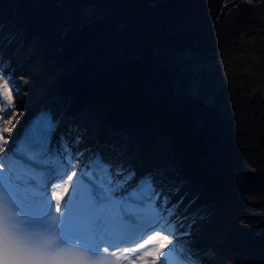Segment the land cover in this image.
<instances>
[{
    "label": "bare ground",
    "instance_id": "bare-ground-1",
    "mask_svg": "<svg viewBox=\"0 0 264 264\" xmlns=\"http://www.w3.org/2000/svg\"><path fill=\"white\" fill-rule=\"evenodd\" d=\"M24 4L28 5L26 2ZM18 8L19 3L11 4L7 12L0 4V60L8 58L4 69L12 74L10 81L13 82L7 86V91L22 93V96L11 93L9 100L5 85L0 78V95L1 93L6 95L5 100L0 98V101H3L0 103V133H3L8 141L4 145V151H8L26 118L39 106L54 108L59 114L65 112L67 107L65 104H69L70 113L67 117L65 115L62 117L55 130L52 140L54 146L60 138L67 141V134L72 132L77 137L75 139L77 142L74 144L76 148L71 150L73 153H83V160L87 153L98 150L105 154L106 158L120 162V167H125L126 171L136 167L135 178L131 184L141 173H151L160 184L164 185V191L169 194L166 203L160 207L174 209L170 219L174 222L178 221L177 229L181 234L179 239L185 243V247L190 253L200 256L198 264H239L236 254L243 251L240 240L244 235L247 237L246 234H249L250 221L248 222L249 219L244 216L235 219L238 214L236 209L240 194L231 187L232 182H226L228 178L223 176V173L222 177L219 176L214 180L217 171H214L210 165L220 151L215 148L213 151L208 149L210 129H206L205 135L199 131L203 118H190L186 126L182 124L184 119L179 117L176 132L172 134L164 130L165 125H160V122L158 126L157 123L153 125L156 121L151 123L157 106L151 108L154 104L149 99V88L138 89V92L130 89L129 91L127 82L109 86L117 73L125 68L123 63L131 57L130 42L138 37V33L144 30L143 27L127 19H122L116 24L110 20L106 26L98 25L103 31H113L106 40L100 35L91 32L85 34L78 30L63 37L60 58L49 63H44L42 58H36L32 66L30 64L27 66V57L43 42V37L48 41L50 29H42L40 23L45 26L46 21L41 17L35 21L25 17L23 19L17 12ZM227 12L224 17L231 22L235 14L232 10ZM28 14L33 16L35 14L31 6H28ZM205 17L195 19L196 34L204 43L209 41L210 31L212 32L210 17ZM158 25L161 27L160 24ZM78 33H83L84 36L78 38ZM21 64L23 65L20 66ZM119 66L120 69H117ZM140 86L136 84V87ZM11 103L9 112L12 115L5 119L3 110ZM184 103H187L186 100ZM260 103L261 101L256 103V111ZM73 117L74 124L81 125L85 132L75 129L70 124ZM126 121H129L128 128L124 125ZM224 121L226 119L222 120V127ZM5 128L10 131L5 132ZM85 129L90 132H86ZM242 129L236 125L237 138ZM212 132L217 133L218 130ZM146 155L148 156L145 157ZM230 155L237 158V150H230ZM141 157H144L143 161ZM256 174L255 171H251L249 178L253 179L252 176L256 178ZM68 182L65 179L54 183L61 192ZM219 185L220 188H217ZM228 216H233L234 219L229 220ZM163 239L175 242L177 237L164 238V233H152L146 241H141L146 248L154 251V255L152 257L148 255L147 259L154 260L156 247L163 242ZM202 240H204L203 244ZM259 249L261 248H252L251 252H257L264 261V248ZM140 251H145V248H140ZM120 252L124 253L125 249L120 248ZM244 253L246 257L251 254L247 251ZM128 254L131 255V250ZM119 264H130V262L121 257ZM135 264H143V260L135 261Z\"/></svg>",
    "mask_w": 264,
    "mask_h": 264
},
{
    "label": "rangeland",
    "instance_id": "rangeland-1",
    "mask_svg": "<svg viewBox=\"0 0 264 264\" xmlns=\"http://www.w3.org/2000/svg\"><path fill=\"white\" fill-rule=\"evenodd\" d=\"M198 1L0 0V4L8 12L11 4L19 3L17 12L23 19L35 21L41 17L46 21L45 26L40 23L42 29H50L49 35L47 34L48 41L43 37V42L27 57V66H32L36 58H42L44 63L60 58L63 37L78 30L85 34L91 32L100 35L106 40L113 31H103L98 25L106 26L110 20L116 24L122 19H127L143 27L144 30L138 33V37L130 42L131 57L123 63L125 68L117 73L109 86L127 82L128 90L134 92L144 87L149 88V99L154 104L151 108L157 106L151 123L156 121L153 125L157 123L158 126L160 122V125H165L164 130L172 134L176 132L179 117L184 119L182 124L186 126L190 118H203L199 131L205 135L206 129H210L208 149L220 151L214 157L215 162L210 165L217 171L214 180L223 175L228 178L227 181L225 179L226 182H232L231 187L240 194L235 219L244 216L250 221L249 234H246L247 237L244 235L240 241L242 250L251 254L248 259L246 254L240 251L236 254V259L239 264H264L257 252H251L252 248H264V0H224L227 7L228 4L231 5L228 8L234 12L237 19H233V22L226 18L220 20L226 28V35L220 41H212L211 35L210 42L205 43L201 42L196 34L197 27L191 14L195 11ZM241 5L244 15L239 26L237 22ZM28 6L35 11L36 17L27 15ZM83 33H78L77 37L84 36ZM6 63L8 58L0 60V78L4 85L9 86L13 83L10 81L12 74L4 69ZM136 84L141 86L136 87ZM11 93L22 96L19 92ZM5 96L0 95V98L5 100ZM185 100L187 103H184ZM258 101L261 103L256 111L255 105ZM65 105L68 111L64 114L67 117L71 108L69 104ZM224 119L226 121L222 127ZM236 125L243 128L239 138L236 137ZM74 127L85 132L81 125L74 124ZM67 135L66 142L70 148H76L75 134L69 132ZM234 149L237 150V158L230 155V150ZM135 171L136 167L131 172ZM251 171L257 173V179L253 176V179L249 178ZM218 187L220 188V185ZM56 189V183H53L52 192L55 196ZM228 219L234 217L228 216ZM165 240L169 241L163 239ZM198 258L200 259L199 255L191 253L189 259L180 262L198 264Z\"/></svg>",
    "mask_w": 264,
    "mask_h": 264
},
{
    "label": "snow or ice",
    "instance_id": "snow-or-ice-1",
    "mask_svg": "<svg viewBox=\"0 0 264 264\" xmlns=\"http://www.w3.org/2000/svg\"><path fill=\"white\" fill-rule=\"evenodd\" d=\"M11 115L3 110L5 119ZM56 127L55 118L41 112L9 151H4L8 141L0 133V264H89L83 253L100 255L101 248H124L120 256L130 264L139 260L169 264L170 256L190 258V250L179 239L178 221L170 219L174 209L156 203L159 193L152 175L133 185L131 171L113 169L95 154L85 161L83 153H73L63 138L54 146ZM65 179L71 193L65 200L57 188L53 206L52 184ZM152 233L177 237L156 260L147 259L152 249L140 243Z\"/></svg>",
    "mask_w": 264,
    "mask_h": 264
},
{
    "label": "flooded vegetation",
    "instance_id": "flooded-vegetation-1",
    "mask_svg": "<svg viewBox=\"0 0 264 264\" xmlns=\"http://www.w3.org/2000/svg\"><path fill=\"white\" fill-rule=\"evenodd\" d=\"M212 1L208 2V0H199L198 2H196L195 11L191 12V14H192L194 20L196 18L197 19L204 18V16H206L205 18L210 17L209 19L211 20V23H212V32L210 31V36L212 35V37H213L212 41H218V40L220 41L221 38L226 35V33H225L226 28L224 25L221 24L220 20H222V19L225 20L226 14L228 13L227 11L228 10L231 11V9L228 8L231 5L228 4V7H227V4L224 2V0H218V1L216 0L217 2L214 0H212ZM225 4H226L227 8L224 7ZM233 4L236 5V3H234V2H233ZM242 7H243V5L240 6V8H241L240 13L241 14H240V18H238L239 22H237V25L239 24V26L241 24L240 20H241V18H243V15H244V13L242 12V9H243ZM234 19H237V17H235V15H234ZM219 22H220V25H218Z\"/></svg>",
    "mask_w": 264,
    "mask_h": 264
}]
</instances>
